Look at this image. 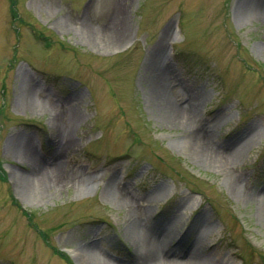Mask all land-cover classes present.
<instances>
[{
	"label": "rangeland",
	"instance_id": "374dc122",
	"mask_svg": "<svg viewBox=\"0 0 264 264\" xmlns=\"http://www.w3.org/2000/svg\"><path fill=\"white\" fill-rule=\"evenodd\" d=\"M263 3L0 0V264H86L78 254L90 247L142 264L150 246L103 194L115 181L168 260L264 264V19L241 14ZM85 24L122 41L90 37ZM159 67L171 96L231 154L227 168L151 97ZM28 83L45 108L24 104ZM55 103L78 114L68 129ZM28 144L45 166L89 182L22 191L15 176L33 169L14 150Z\"/></svg>",
	"mask_w": 264,
	"mask_h": 264
},
{
	"label": "bare ground",
	"instance_id": "6f19581e",
	"mask_svg": "<svg viewBox=\"0 0 264 264\" xmlns=\"http://www.w3.org/2000/svg\"><path fill=\"white\" fill-rule=\"evenodd\" d=\"M241 14L242 17L246 16L264 19V3L260 4V6H253L252 9L250 8L244 10V13L241 12ZM84 29L85 33L90 37L91 35L100 36L102 37V39L104 38L112 43H118L122 41L119 34L115 31L106 30L101 27L99 29L96 28L97 30H94L95 28L89 26L88 24L85 26ZM158 72V76L160 75V80H156L152 83L151 97L154 100H159V104L165 110L166 115H168L169 117L178 116V118H181V120L184 121L183 127L185 126V128L187 127V129L190 130V138L188 140L192 146L196 147L200 155L211 156L217 163H220L225 168H227L230 163H232V160L234 161V159L232 158L231 154H227L226 152L219 150L217 147L211 144V136L214 132L212 127H210L211 129L207 127L208 130H206V132H203L200 130L199 124L195 123V119L196 117H198V110L191 106L190 101V104L188 105L183 102V100H189V97L187 98L189 94H185L184 90H180L179 99L184 104L177 101V99L172 97L169 93L170 77L168 76L169 71L167 70V67H159ZM30 87L31 85L30 83H28L27 94L23 97L24 104L31 105L34 107L39 106L45 108L44 101L35 99ZM49 108L54 118L60 119V121H65L64 127L66 126V129L69 128L71 123L78 120V114L75 111H73L72 113L64 112L62 107L56 103L51 105ZM238 151H240L239 148L235 149V154L233 155L234 158H237V156H239ZM14 152L18 159L31 163L32 165L33 172L30 175H21L15 173V181L16 183H19L20 186H22L21 188L22 191L24 190V192H27L28 189L31 192H37V190L42 187H51L65 180L81 183L80 185L89 182L88 179L90 176H86L84 172L82 173V171L62 173L60 170L61 168L57 164L51 165L50 167L45 166V163L34 154L29 144L28 146L23 145L22 148L16 149L14 150ZM103 194L107 200L116 203L120 205V207H124L129 211V213L131 214V218H129L132 220L131 225L133 228V231L130 232V235L134 237V240H139L146 244V248L147 246H150V249L148 248L143 255L144 262L142 264H190L188 263V261L185 260L179 261L172 259L170 261L168 260L171 259L169 258L170 253L168 251L160 252L158 250L157 244H159V242H162L160 240V237L154 235L150 231V225L147 222L141 221L139 219V212L138 210L133 208V201L131 198L128 197L129 193L125 187H120V185L116 181L108 182L104 185ZM261 206L264 207V198L261 201ZM145 224L148 225L146 226ZM101 256L100 253L92 247L82 249L78 254V258L82 263L85 262L86 264H117L110 261L109 259H106L104 256H102L103 258ZM191 264L215 263H204L197 261Z\"/></svg>",
	"mask_w": 264,
	"mask_h": 264
}]
</instances>
